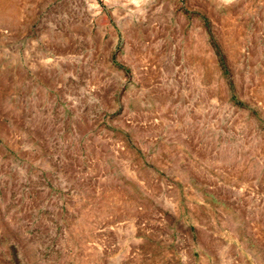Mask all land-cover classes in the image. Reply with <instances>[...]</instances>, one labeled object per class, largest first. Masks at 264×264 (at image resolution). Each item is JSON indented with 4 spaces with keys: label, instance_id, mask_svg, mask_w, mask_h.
I'll list each match as a JSON object with an SVG mask.
<instances>
[{
    "label": "rangeland",
    "instance_id": "rangeland-1",
    "mask_svg": "<svg viewBox=\"0 0 264 264\" xmlns=\"http://www.w3.org/2000/svg\"><path fill=\"white\" fill-rule=\"evenodd\" d=\"M0 264H264V0H0Z\"/></svg>",
    "mask_w": 264,
    "mask_h": 264
}]
</instances>
